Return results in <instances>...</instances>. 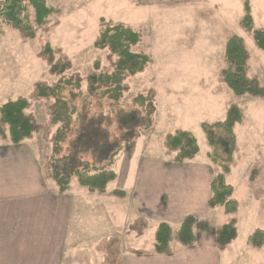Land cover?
<instances>
[{
	"label": "rangeland",
	"instance_id": "374dc122",
	"mask_svg": "<svg viewBox=\"0 0 264 264\" xmlns=\"http://www.w3.org/2000/svg\"><path fill=\"white\" fill-rule=\"evenodd\" d=\"M44 1L51 12L40 27L26 2L32 38L0 24V106L18 98L28 101L31 136L39 151L44 149L50 156V175L54 158L63 163L59 159L74 153L79 164L92 169L107 163L110 154L121 148L111 167L116 178L107 186L125 196H114L120 200L118 235L98 231L95 264H128L132 254L150 264H264V246L256 249L248 244L253 232L264 230V97H236L221 77L225 42L238 36L248 53L246 76L264 92V52L252 38L253 30L264 31V0ZM245 2L253 21L250 31L241 26ZM129 33L136 35L129 50L142 60L137 70L131 66L120 70L113 49L124 46ZM37 85L53 89L51 97H38ZM231 105L241 112L225 177L233 188L236 212L207 208L190 248L178 244V225L171 224L170 254L155 255L158 223L152 221L146 231L139 230V212L128 200L132 175L136 186L139 178L148 180L141 175L150 162H170L165 139L177 131L195 138L199 160L206 159L215 175L219 164L207 158L211 149L200 126L223 121ZM61 126L66 129L58 139ZM134 136L138 140L128 149L126 144ZM2 137H8V130L0 122ZM76 169L75 175L85 173L81 166ZM66 176L63 173L61 178ZM76 180L73 176L67 188L83 190ZM132 219L135 236L130 231ZM107 221L113 222L112 217ZM227 224L235 228L236 237L219 247L216 235ZM79 255L83 264L91 263L90 253Z\"/></svg>",
	"mask_w": 264,
	"mask_h": 264
},
{
	"label": "crops",
	"instance_id": "0c3cea01",
	"mask_svg": "<svg viewBox=\"0 0 264 264\" xmlns=\"http://www.w3.org/2000/svg\"><path fill=\"white\" fill-rule=\"evenodd\" d=\"M49 159L33 136L18 145H12L8 137L0 138V264H83L79 254L84 251L93 256L90 264H95L97 235H118L120 200L112 191L97 194L70 185L60 192L49 174ZM131 167L132 162L128 171ZM145 168L147 174L141 178L148 180L139 178L135 186L132 175L128 198L139 212V230L146 231L152 221L179 225L189 215L197 229L200 217L208 213L214 177L206 159L200 161L198 155L183 164L160 159ZM134 221L130 224L133 234ZM130 256L128 264H150L134 258L136 254Z\"/></svg>",
	"mask_w": 264,
	"mask_h": 264
},
{
	"label": "trees",
	"instance_id": "16d2710c",
	"mask_svg": "<svg viewBox=\"0 0 264 264\" xmlns=\"http://www.w3.org/2000/svg\"><path fill=\"white\" fill-rule=\"evenodd\" d=\"M168 2H176L178 0H166ZM27 0H3L0 1V24H6L12 29L21 33H26L25 36L32 38L31 27L28 24L27 17ZM35 13V24L42 26L45 19L50 15V9L46 8L44 0H29ZM252 17L250 15V7L247 2L244 3V16L241 20L242 29L252 30ZM252 38L256 48L264 52V31L253 30ZM125 45L114 48L113 51L118 55L117 63L118 69H123L131 66L133 70H137L142 57L134 54L129 50L128 45H134L136 35L129 33L125 38ZM99 44L95 43V47ZM224 62L225 68L221 71V77L228 88L236 97L249 95L252 97H264V92L261 91L252 81H250L245 73V65L248 60V53L245 49L243 41L238 36L228 38L224 45ZM38 86L37 96L40 98L51 97L53 89L48 87ZM29 107L27 100L18 98L14 101H9L0 106V122L7 126L8 139L12 145H18L30 138L33 133V124L26 115V110ZM241 121V112L238 106L231 105L221 122L214 124H201V130L205 136L211 152L207 154V158L213 164H219V172H217L210 183V198L207 202L209 210H215L222 207L223 210L232 214L237 210V202L233 199V188L226 183V176L230 172V163L232 162V155L236 147V137L234 134V127ZM54 122H60L59 117H54ZM145 129L148 130L150 122L146 121ZM65 126H61L58 139L65 132ZM57 139V141H58ZM132 141L126 144L128 149H132L138 136H134ZM168 152L172 153L171 161L177 164H183L193 161L199 154V148L195 138L187 131H177L175 134L168 135L165 139ZM57 146L54 147L56 154ZM121 150L112 152L108 158L107 163L98 167L89 169L87 165L79 164L78 160L73 154L65 156L63 163H58L55 158L50 164L51 176L59 187L60 192L67 189L70 179L75 176L79 186L85 188L88 192L105 194L107 186L116 178L115 172L111 169L113 159ZM70 155L71 159H70ZM69 157V158H68ZM67 159L68 161H66ZM81 166L85 173L75 175L76 167ZM78 170V169H76ZM78 172V171H77ZM67 175L66 178H61L62 174ZM112 196L122 197L124 192L121 190H113ZM196 220L193 216H186L178 225L176 239L178 244L184 248H190L196 243L195 233ZM172 236V228L166 222L158 223L154 235L153 253L155 255H169L170 254V240ZM236 237L235 228L227 224L223 226L217 233L215 243L219 247H224L232 242ZM248 244L253 248L260 249L264 246V230H256L248 237Z\"/></svg>",
	"mask_w": 264,
	"mask_h": 264
}]
</instances>
